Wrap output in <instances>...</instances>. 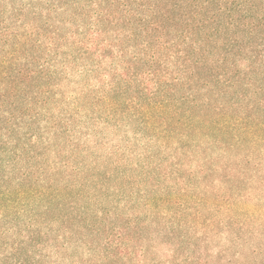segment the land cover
Returning a JSON list of instances; mask_svg holds the SVG:
<instances>
[{"label": "trees", "instance_id": "1", "mask_svg": "<svg viewBox=\"0 0 264 264\" xmlns=\"http://www.w3.org/2000/svg\"><path fill=\"white\" fill-rule=\"evenodd\" d=\"M25 14L0 28V217L15 228L6 264H58L71 241L70 185L25 167L66 139L83 115L95 130L133 125L137 139L178 156L174 174L188 173L183 159L198 152L202 173L215 171L212 153L264 154V0H65L34 18ZM66 84H78L75 97ZM159 167L143 164L147 174L125 180L116 196L127 198L130 187L132 200L158 211V227L160 212L172 213L171 226L158 233L174 241L189 190L160 192L167 178L156 175ZM7 174L23 179L15 184ZM111 211L98 224L77 221L75 233L103 241L99 256L71 264H182L174 249L166 260L152 257L146 240L156 230L143 216L117 214L106 223ZM44 220L64 223L45 232Z\"/></svg>", "mask_w": 264, "mask_h": 264}, {"label": "rangeland", "instance_id": "2", "mask_svg": "<svg viewBox=\"0 0 264 264\" xmlns=\"http://www.w3.org/2000/svg\"><path fill=\"white\" fill-rule=\"evenodd\" d=\"M64 1L0 0V28L1 22H11L12 16L21 10L34 18V12L46 13L54 2L58 4ZM77 86L66 84L65 90L70 97L76 96L74 90ZM83 117L84 121L80 124L69 126L71 132L66 139L57 142V147L53 148L54 142H51V149L38 158L37 164L25 167L26 171H43L36 176L51 180L58 187L70 185L71 195L67 198L71 208L68 212L76 221L72 219L69 226L72 239L65 250L58 254V264H71L74 260L99 256L100 236L86 231L75 233V226L83 218L87 224L101 223L99 220L104 216V209L112 210L106 222L111 224L116 222L117 214L124 218L143 216L147 224L156 230L149 234H153L152 237L148 235L146 246H153L152 257L158 260L171 257L174 249L176 260L182 264H264V154L220 157L212 153L208 160L215 161V171L202 173L199 168L203 165L204 155L198 152L183 159L182 169L188 173L174 174L181 170L177 167L180 162L178 156H172L170 150L161 151L165 149L164 146L154 141L137 139L133 125L124 124L119 128L103 126L95 130L88 125V118ZM72 138L74 141H70ZM151 153L156 157L148 161L146 157ZM166 155L171 158L163 161ZM145 163L152 166L160 164L159 168L163 171L156 175L167 178L161 184L160 192L175 186L189 190L188 196L181 199L182 211H177L179 220L174 241L158 233L161 226H171L169 219L172 213L160 212L158 227L154 223V214L158 211L146 206L138 196L132 200L130 187L127 198L116 196L125 180L135 183L133 180H140L141 174H147L146 169L142 168ZM167 172L168 176L165 174ZM7 177L17 184L23 179V174H7ZM148 186L144 183L140 188L147 190ZM137 188L136 185L135 190ZM26 217L27 213L24 219ZM6 222L1 215L0 264L8 262L15 236V228ZM63 223L62 220H44L41 227L45 232L49 227L59 230ZM62 233L70 237L63 228ZM166 240L170 244L164 243Z\"/></svg>", "mask_w": 264, "mask_h": 264}]
</instances>
